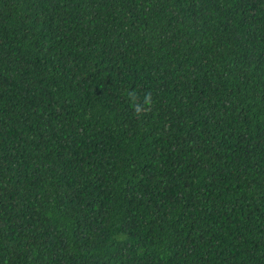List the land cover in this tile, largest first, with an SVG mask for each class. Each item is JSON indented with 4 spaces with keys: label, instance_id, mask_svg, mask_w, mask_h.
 Wrapping results in <instances>:
<instances>
[{
    "label": "trees",
    "instance_id": "trees-1",
    "mask_svg": "<svg viewBox=\"0 0 264 264\" xmlns=\"http://www.w3.org/2000/svg\"><path fill=\"white\" fill-rule=\"evenodd\" d=\"M0 264H264V0H0Z\"/></svg>",
    "mask_w": 264,
    "mask_h": 264
},
{
    "label": "clouds",
    "instance_id": "clouds-1",
    "mask_svg": "<svg viewBox=\"0 0 264 264\" xmlns=\"http://www.w3.org/2000/svg\"><path fill=\"white\" fill-rule=\"evenodd\" d=\"M128 96L130 102L132 103L134 114L140 115L144 112H147L151 108L152 105L151 93H146L143 96L142 100L134 91L129 92Z\"/></svg>",
    "mask_w": 264,
    "mask_h": 264
}]
</instances>
